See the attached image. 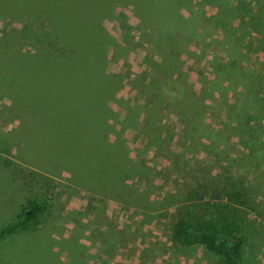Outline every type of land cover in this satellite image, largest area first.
<instances>
[{"label": "rangeland", "instance_id": "rangeland-1", "mask_svg": "<svg viewBox=\"0 0 264 264\" xmlns=\"http://www.w3.org/2000/svg\"><path fill=\"white\" fill-rule=\"evenodd\" d=\"M32 1V6L58 2L59 7L27 20L0 16V89H11L13 79H34L29 69L43 71L46 79L53 65H94V53L97 65H104L99 49L84 36L100 16L97 6L113 0H92L94 5L83 7L81 0ZM64 1L69 2L65 7ZM16 3L0 0V8L12 12ZM112 4L113 17L101 18L100 24L112 43L110 70L118 80L123 75L116 135L127 146L117 141L109 149L103 136L92 132L85 144L79 140V171L68 175L95 178L100 187L96 195L76 194L74 200L75 178L45 177L23 156H14L13 145L21 142L28 123L20 120L13 132L12 93L7 100L0 91V228L15 218L19 204L47 203L39 227L0 246L8 256L0 264H223L203 246L182 248L172 237L177 219L207 207L213 213L209 206L219 203L221 191L246 197L234 214L248 237L247 264H264V0ZM67 34L73 37L63 44L59 35ZM45 41L52 43L46 48H67L60 62L42 55L38 47ZM102 74L108 79L101 73L99 79L93 67L90 76L101 85L100 95L109 96L114 79ZM69 75L57 77L62 83ZM91 79L83 81L93 87ZM33 100V108L43 113ZM44 101L52 116L67 110L60 92ZM131 103L136 105L132 111ZM37 117L34 113L32 125L42 124L54 134L56 125ZM34 127L26 132L38 143Z\"/></svg>", "mask_w": 264, "mask_h": 264}, {"label": "crops", "instance_id": "crops-1", "mask_svg": "<svg viewBox=\"0 0 264 264\" xmlns=\"http://www.w3.org/2000/svg\"><path fill=\"white\" fill-rule=\"evenodd\" d=\"M103 28L108 36V31L104 26ZM108 40L109 41L105 46H91L99 49L98 52H100L101 59H103V66L100 64V62H98L97 65L95 59L96 55L94 53V65L89 64L88 67L84 68L82 64V67L86 69V73L85 71L83 72V68L78 65L73 64L68 66L66 64L63 65L62 63L56 65L60 67L58 69L53 65V67L50 68V73H48L46 79H44L42 76L43 71H38V69L31 71V69H29L30 73L28 74L32 75L34 79H13L12 87H10L11 89L7 90L3 89V87L0 89L7 100L9 99L7 94L12 93V99H9V101H11V104L13 102L14 106L12 122L13 132L19 130L20 120H25L28 123V126H26L24 130H32V127L35 126L37 129L34 127L33 130H38L36 136L40 138L38 143H34L32 138L33 136L28 134L26 131H22L21 142L18 145H13L14 156H18L19 160L23 156L24 162L31 165L36 173L45 177L51 179H61L66 176V180H74L75 178L79 183L76 184L78 188L76 187L74 193L71 194L74 200L76 199V194L80 196H94L96 195V192L98 193V187H100V182L95 178L90 179L83 177L80 176V173L77 174V177H74V175H68V171H75L74 169H77L76 159L78 158L79 153L83 151V148L78 145L79 140H82L81 142L85 144L84 139H87L88 133L92 132L95 133L97 137L103 136L104 143L109 146V149L111 145H115L118 141L116 135L118 117L117 103L118 97L120 96V92L118 91V83L120 79H122L123 75H119L120 79L118 80V73L110 70V59H108L109 57L107 56L108 50L112 43L110 44L109 37ZM38 49L41 51L42 55L45 54V51H42L40 46ZM47 50H49V48ZM65 51H67V48L65 47H63L62 50L61 48L54 46L49 50L51 53L46 55L51 54L54 61L60 62V57L65 54ZM115 59L116 58H114V60ZM73 66L78 67L76 72L71 70ZM93 67L97 69L99 79L100 73L102 76L103 72L108 73L110 79H114V86L112 87V90L113 88L114 90H111L109 96L108 94L104 96V93L100 95L102 89L101 85L96 84V81L91 79L90 75ZM68 71L72 74V76L69 75L68 78H65L67 80L63 79L64 82L61 83L57 75L59 73L66 75L68 74ZM128 76L132 77L133 75ZM104 77L108 79V77ZM140 77L142 78L143 74ZM83 79H91L94 83L93 87L89 86L87 82L83 81ZM111 83L113 84V80ZM59 92L60 95L64 94V97L67 101V110H57L58 112L52 116L51 112H45L46 106L44 98ZM33 98L37 99L38 104L42 105L41 109L44 110L43 113L33 108ZM134 105L135 104L132 105L131 103V105H128V108L133 107L131 109L132 111L134 108H136V105ZM62 111L66 116H61ZM34 113L36 114V117L37 115L41 116L39 118L46 117L49 121L51 120L53 125H56L54 134H51L49 130L45 131V127H43L42 124L32 125ZM70 126L74 127V130L71 131ZM84 133H86V135ZM48 134L51 136L50 139L54 137V142H48V140H50ZM45 139H47L46 144L42 145ZM70 141L74 142L70 143ZM118 143L121 144L122 147L127 146L126 143L122 144L121 141H118ZM22 148L24 150L23 154L21 152ZM81 163H84V161L82 160ZM78 171L79 170L77 169L76 172ZM80 204L85 207L86 201L82 200ZM19 205L21 207V204ZM2 229L3 228H0V232ZM22 235L16 236L14 238H19ZM11 240L12 239H10L9 242ZM11 249L7 251V254L11 251ZM1 252L2 250H0V261L1 259L7 260L8 256H6V253Z\"/></svg>", "mask_w": 264, "mask_h": 264}, {"label": "trees", "instance_id": "trees-1", "mask_svg": "<svg viewBox=\"0 0 264 264\" xmlns=\"http://www.w3.org/2000/svg\"><path fill=\"white\" fill-rule=\"evenodd\" d=\"M81 1L82 7L87 4H93L92 0ZM30 2L33 1L17 0V5H14V11L9 12L0 8V16L2 18H9L13 21L15 20L13 19L14 17L26 18L27 20L33 15H36V17L41 16L42 12L47 10L46 8L53 10L59 7L58 2H41L39 6H37V2L33 3L34 6H32ZM116 2L117 0L108 1L100 8L97 6L98 14L100 16L96 18V21L90 24L91 27L90 30H88L89 32L86 31L84 42L89 40L90 45H100V47L104 44L107 45L108 36L100 23L102 22V19L111 20L113 17L112 3ZM7 4L8 8L11 10L12 5H9V2H7ZM68 4L69 2L67 1L63 2L64 7ZM36 7L39 9L35 10ZM90 15L91 14L87 16ZM42 24L44 25V23ZM69 36L70 38L73 37V35L69 34L59 35V37H63V44L67 43ZM57 38L58 36H56V39L53 41L57 40ZM48 42L50 41H45L40 45V49L45 51L44 55L50 53L49 50L52 48L50 47L49 50H47L48 48H45V45H47ZM32 57L33 56L30 57L31 60ZM220 193L221 195L217 198L220 200L219 203L209 206L210 208L212 207L211 210L213 213H209L210 210L207 207L204 209V213H190L189 215L177 219L172 227L173 240L182 248H189L195 245L203 246L208 252L219 256L223 264H247L246 245L248 237L244 231V223L238 220L234 214V208L246 205V197L238 191H221ZM46 209L47 203L43 200H27L21 205L15 218L1 230L0 246L16 236L39 227L43 223Z\"/></svg>", "mask_w": 264, "mask_h": 264}]
</instances>
